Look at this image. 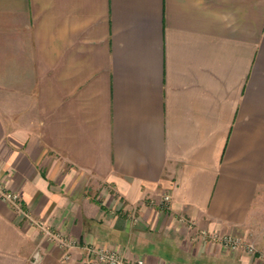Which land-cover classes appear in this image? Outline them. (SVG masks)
I'll return each instance as SVG.
<instances>
[{
	"label": "crops",
	"instance_id": "1",
	"mask_svg": "<svg viewBox=\"0 0 264 264\" xmlns=\"http://www.w3.org/2000/svg\"><path fill=\"white\" fill-rule=\"evenodd\" d=\"M0 185L65 264H264L202 238L264 253V0H0ZM37 247L63 264L0 196V264Z\"/></svg>",
	"mask_w": 264,
	"mask_h": 264
},
{
	"label": "built area",
	"instance_id": "2",
	"mask_svg": "<svg viewBox=\"0 0 264 264\" xmlns=\"http://www.w3.org/2000/svg\"><path fill=\"white\" fill-rule=\"evenodd\" d=\"M0 196L3 200L13 206L18 212H20L31 224L35 225L40 231L43 239L54 242L62 249L61 261L63 264L68 262L72 257V249L79 247V241L73 238L71 235L55 229L49 222L38 219L31 215L27 210H24L20 205L19 191L14 189H4L0 185ZM169 195L165 194L163 200L168 203ZM210 238L213 241L219 243L226 249H236L241 245H244L246 251L251 255H258L261 259H264V253L257 252V249L253 242H244L239 237L230 233H220L213 231L211 233H202V238ZM83 264H146L142 258H136L134 260H126L121 249L97 247L93 245L83 246ZM42 254L39 247H37L32 253V262L39 264Z\"/></svg>",
	"mask_w": 264,
	"mask_h": 264
}]
</instances>
